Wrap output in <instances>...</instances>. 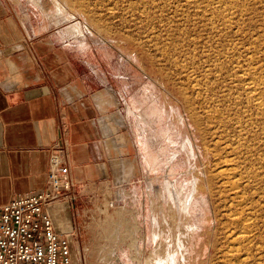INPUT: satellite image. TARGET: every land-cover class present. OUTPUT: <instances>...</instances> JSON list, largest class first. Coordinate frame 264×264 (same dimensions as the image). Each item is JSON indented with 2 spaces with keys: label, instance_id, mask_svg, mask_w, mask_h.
Instances as JSON below:
<instances>
[{
  "label": "rangeland",
  "instance_id": "obj_1",
  "mask_svg": "<svg viewBox=\"0 0 264 264\" xmlns=\"http://www.w3.org/2000/svg\"><path fill=\"white\" fill-rule=\"evenodd\" d=\"M34 1L115 76L146 153L140 202L85 203L77 248L92 262L264 264V0Z\"/></svg>",
  "mask_w": 264,
  "mask_h": 264
},
{
  "label": "crops",
  "instance_id": "obj_2",
  "mask_svg": "<svg viewBox=\"0 0 264 264\" xmlns=\"http://www.w3.org/2000/svg\"><path fill=\"white\" fill-rule=\"evenodd\" d=\"M63 25L34 0H0V204L40 192L50 149L63 141L77 198L49 205L55 229L71 235L73 264H116L105 253L92 262L84 244L77 248L76 214L86 215L85 203H120L124 191L138 204L146 153L125 91L71 49Z\"/></svg>",
  "mask_w": 264,
  "mask_h": 264
},
{
  "label": "built area",
  "instance_id": "obj_3",
  "mask_svg": "<svg viewBox=\"0 0 264 264\" xmlns=\"http://www.w3.org/2000/svg\"><path fill=\"white\" fill-rule=\"evenodd\" d=\"M77 196L63 141L51 147L45 185L0 204V264H73L70 234L59 233L48 207Z\"/></svg>",
  "mask_w": 264,
  "mask_h": 264
},
{
  "label": "bare ground",
  "instance_id": "obj_4",
  "mask_svg": "<svg viewBox=\"0 0 264 264\" xmlns=\"http://www.w3.org/2000/svg\"><path fill=\"white\" fill-rule=\"evenodd\" d=\"M129 106V105H128ZM131 108H132V106H131ZM130 109V108H129ZM167 165H169V162H167ZM190 171V170H189ZM234 172V171H233ZM170 173V172H169ZM180 173V172H179ZM164 175V174H163ZM167 175V174H166ZM170 176H173V175H170ZM172 189V188H171ZM173 191V190H172ZM174 194H176V193H174ZM192 194V193H191ZM52 216V215H51ZM54 222V221H53Z\"/></svg>",
  "mask_w": 264,
  "mask_h": 264
}]
</instances>
